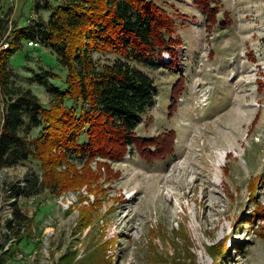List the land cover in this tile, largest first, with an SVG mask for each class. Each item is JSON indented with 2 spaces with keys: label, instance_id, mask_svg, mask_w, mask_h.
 <instances>
[{
  "label": "rangeland",
  "instance_id": "obj_1",
  "mask_svg": "<svg viewBox=\"0 0 264 264\" xmlns=\"http://www.w3.org/2000/svg\"><path fill=\"white\" fill-rule=\"evenodd\" d=\"M44 2L0 0L7 34L14 24L37 29L48 16ZM154 2L170 16L180 44L173 55L161 52L159 67L133 62L157 87L135 133L171 130L173 152L147 162L130 146L121 160L96 157L89 165L96 171L97 160L109 162L113 174L101 175L103 191L87 193L82 184L27 197L13 189H40L33 183L40 163L9 160L0 166V264H264V239L256 231L264 220L252 218L264 208V0L210 1L217 17L212 25L195 0ZM8 69L10 84L29 88L45 106L50 94L34 75H65L54 52L26 39ZM180 80L171 113L172 87ZM2 116L0 97V124ZM40 134L34 127L27 138ZM69 160L82 168L77 157ZM15 207L27 220L8 230Z\"/></svg>",
  "mask_w": 264,
  "mask_h": 264
},
{
  "label": "trees",
  "instance_id": "obj_2",
  "mask_svg": "<svg viewBox=\"0 0 264 264\" xmlns=\"http://www.w3.org/2000/svg\"><path fill=\"white\" fill-rule=\"evenodd\" d=\"M210 1L194 3L212 25L217 17ZM32 7L40 9L38 2ZM42 7L48 16L39 21L37 29L14 24L7 34L8 19L0 17V43H8V49L0 46V166L9 160L34 157L41 168L40 179L33 182L40 189L22 193L28 186L15 187L14 196H35L41 189L55 193L66 188L78 190L82 184L87 185V193L103 191L101 175L113 174L107 161L121 160L130 146L147 162L171 155L173 131L150 137L135 133L142 114L155 104L157 87L152 77L133 64L159 67L162 51L173 55L172 48L180 40L172 37L173 22L167 12L154 0H45ZM23 39L49 48L65 70L64 76L52 70L34 75L50 94L48 106L29 88L10 84L8 64ZM92 51L116 57L100 61ZM181 80L172 87L171 113L181 93ZM34 127H39L41 134L28 139L27 133ZM71 155L79 159L81 169L69 160ZM96 157L107 161L97 160L94 171L89 165ZM62 166L64 169L58 171ZM255 217L264 220V208L256 209ZM26 220L15 207L6 228ZM256 231L264 239V223ZM1 239L0 232L2 253Z\"/></svg>",
  "mask_w": 264,
  "mask_h": 264
},
{
  "label": "built area",
  "instance_id": "obj_3",
  "mask_svg": "<svg viewBox=\"0 0 264 264\" xmlns=\"http://www.w3.org/2000/svg\"><path fill=\"white\" fill-rule=\"evenodd\" d=\"M28 44L32 45V46H40L39 41H36V40H29ZM7 46H8V43H3L1 48H7ZM165 61H167V60H165Z\"/></svg>",
  "mask_w": 264,
  "mask_h": 264
}]
</instances>
